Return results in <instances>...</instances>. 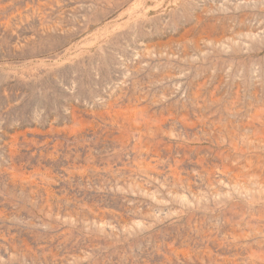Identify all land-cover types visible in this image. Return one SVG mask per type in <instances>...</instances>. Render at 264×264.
<instances>
[{"label": "rangeland", "instance_id": "374dc122", "mask_svg": "<svg viewBox=\"0 0 264 264\" xmlns=\"http://www.w3.org/2000/svg\"><path fill=\"white\" fill-rule=\"evenodd\" d=\"M0 264H264V0H0Z\"/></svg>", "mask_w": 264, "mask_h": 264}]
</instances>
